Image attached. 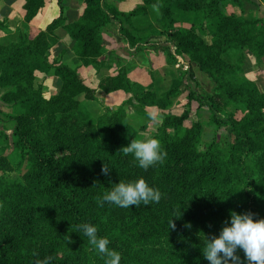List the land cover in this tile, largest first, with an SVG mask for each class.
Returning <instances> with one entry per match:
<instances>
[{
    "label": "trees",
    "instance_id": "trees-1",
    "mask_svg": "<svg viewBox=\"0 0 264 264\" xmlns=\"http://www.w3.org/2000/svg\"><path fill=\"white\" fill-rule=\"evenodd\" d=\"M56 1L60 14L45 28L18 27L13 40L0 44V99L6 106L0 122L15 123L10 134L1 132L11 151L0 155V264H37L46 258L48 264H104L78 227L84 223L109 239L121 264H209L202 254L205 242L219 234L232 211L264 218V88L244 75L247 52L263 62L264 17L226 15L227 0H143L128 13L108 0H85L81 17L66 23L65 0ZM228 1L243 7L246 0ZM148 4L159 7L164 30L133 25L132 17L146 14ZM45 5L46 0H27L25 22ZM180 12H186L190 27H176ZM109 24L131 47L157 46L171 61L167 46L148 42L152 34L167 35L176 54L198 63L213 82L211 93L200 92L192 66L185 65L182 76L157 96L131 79L133 63L101 77L98 87L105 92L124 90L130 103L163 110L186 74L192 81L183 111L165 112L154 134L167 152L164 163L147 170L120 150L138 137L125 106L93 118L80 100L94 93L83 71L49 60L62 27L75 41L81 67L109 69L118 56L104 42L103 28ZM48 72L62 80L50 97L39 80ZM204 106L215 127L210 140L204 139ZM221 129L227 131L226 141ZM23 164L22 175L12 177ZM103 164L111 169L109 176L101 173ZM139 178L161 191L159 203L98 204L120 181ZM237 254L247 264L243 252Z\"/></svg>",
    "mask_w": 264,
    "mask_h": 264
},
{
    "label": "crops",
    "instance_id": "crops-1",
    "mask_svg": "<svg viewBox=\"0 0 264 264\" xmlns=\"http://www.w3.org/2000/svg\"><path fill=\"white\" fill-rule=\"evenodd\" d=\"M27 0H0V23L8 28L6 30L0 25V44L8 43L13 40V33L18 27H22L26 22L24 19L25 10L24 5ZM108 2L123 12H131L138 5L143 4V0H108ZM85 0H65V22L69 23L78 20L84 12ZM44 8V9H43ZM39 12L38 16L31 24L33 30L36 27L45 28L51 20L60 14V8L56 0H46V5ZM148 12L146 14L134 15L132 17V23L136 28L144 29L148 27H155L157 30H164L160 22V9L156 4L147 5ZM222 10L226 15H235L240 19H255L264 17V0H246L243 7L234 4L230 1H225L222 5ZM50 14V18L45 24L39 22V17L42 15ZM179 21L176 23V27L188 28L191 26V22L186 12L179 13ZM36 20V21H35ZM36 26V27H35ZM60 40L49 51V60L63 61L74 68H80L86 75L89 85L94 88V99H87L83 94L80 96L82 103L89 109L91 107H108L110 109H116L122 105L125 106L128 121L138 130H142L148 125L144 118L153 117V111L163 114L165 112H177L182 109L184 102L187 101L189 95L190 81L187 78V74L183 78L179 91L176 95L171 97L170 105L165 109H161L158 106H146L141 107L129 102L131 97L130 93L124 90H116L112 92H105L98 87L99 80L103 75H115L119 68L123 64L133 63L134 68L130 71L129 75L131 79L145 87L153 89L157 96H161L167 89H169L174 80L180 78L182 73L185 72L183 65H191L194 71V79L198 83L199 91L203 93H211L213 89V82L211 79L202 72L200 66L196 62H191L186 55H177L175 52L176 46L172 43L167 35L152 34L148 37L150 44H161L167 46L170 50V54L173 56L171 61L166 58L165 52L157 47L152 46L147 50H138L130 46L129 41L123 39L117 32V26L115 24H109L103 28L104 42L108 50H113L117 53L115 64L109 69H101L97 74H91L85 67L80 66V60L75 54L74 47L75 41L72 40L69 33L64 29H59ZM208 43L211 42V37H205ZM248 59L246 61V68L244 75L251 80L257 82L260 87L264 88V58L262 63H258L250 52L246 53ZM44 79V92L46 97H50L59 92L62 86V80L59 76L53 72L43 74ZM5 104L0 99V109H4ZM145 109V110H144ZM102 112V111H101ZM100 111H98V114ZM178 113V112H177ZM202 121L205 127L213 130L215 129L209 119V113L206 107L200 109ZM147 116V117H143ZM154 118V117H153ZM157 121V127L161 120ZM15 123L13 121H1L0 129L12 131ZM157 131V130H156ZM213 136V135H212ZM210 137V139L212 138ZM205 139V134H204ZM206 139V140H210Z\"/></svg>",
    "mask_w": 264,
    "mask_h": 264
},
{
    "label": "clouds",
    "instance_id": "clouds-1",
    "mask_svg": "<svg viewBox=\"0 0 264 264\" xmlns=\"http://www.w3.org/2000/svg\"><path fill=\"white\" fill-rule=\"evenodd\" d=\"M125 155H132L134 162L144 170L157 164H163L167 152L163 149L161 141L156 137L132 139L127 145L120 148ZM111 169L103 164L101 173L109 176ZM162 193L158 188L148 184L144 178L135 181H120L110 191L98 198V204L103 207L104 202L114 204L121 208L139 206L141 203L148 205L151 202L159 203ZM0 207H3L0 204ZM252 212H231L230 220L223 223L218 235L207 238L202 249L204 258L209 264H244L238 251H242L247 264H264V218H254ZM83 234L88 237L89 243L94 246L98 254L105 258L104 264H121V254L110 250L107 237H98L95 225L84 223L78 226ZM176 225L171 220L170 228ZM185 227L190 228L191 224ZM70 238V237H69ZM49 258L37 261V264H48Z\"/></svg>",
    "mask_w": 264,
    "mask_h": 264
},
{
    "label": "rangeland",
    "instance_id": "rangeland-1",
    "mask_svg": "<svg viewBox=\"0 0 264 264\" xmlns=\"http://www.w3.org/2000/svg\"><path fill=\"white\" fill-rule=\"evenodd\" d=\"M45 7V6H44ZM44 9V8H43ZM42 10V9H41ZM40 10V11H41ZM39 11V12H40ZM39 12L37 13V15L31 20V22H33L34 21V19L38 16V14H39ZM50 18V14H47V15H42L41 17H39V22L40 23H42V24H45L46 23V21L48 20ZM54 19V18H53ZM52 19V20H53ZM51 20V21H52ZM36 21V20H35ZM31 22L30 23H25L21 28H23V27H33V25L31 24ZM50 23V22H49ZM48 23V24H49ZM47 24V25H48ZM46 25V26H47ZM36 27V26H35ZM40 28H42V27H36V29H40ZM61 61V60H60ZM61 62H63V61H61ZM65 63V62H64ZM114 64H115V62H113ZM67 64V63H66ZM113 64V65H114ZM80 65H81V61H80ZM70 66V65H69ZM72 67V66H71ZM183 67H184V69H186V66L185 65H183ZM85 68H87V70L88 71H90V75L91 74H98L99 73V71H96L93 67H85ZM39 80L40 81H43L44 82V79H43V74H40V76H39ZM248 78V77H247ZM248 79H250V78H248ZM251 80V79H250ZM190 83H191V85H192V81H190ZM87 99H94V93H93V97L91 96V97H86ZM186 102H184L183 103V105H181L182 106V109H180L179 111H177L178 113H181L182 111H183V109H184V104H185ZM90 112H91V114H92V116H93V118H97V116L100 114V113H102V112H104L105 110H107V109H110V108H106V107H96V108H94V107H91L90 109L87 107V106H85ZM4 110H6V106H5V108L4 109H0V111H4ZM112 110V109H111ZM145 110V109H144ZM98 111H100V113L98 114ZM102 111V112H101ZM154 113V115H153V117H149V118H144V120H146V122L148 123V125L146 126V127H144L142 130H138V128H140V126H138V128L137 127H135L136 129H137V131H138V137H137V139H141V138H145V137H153L154 136V134L157 132L156 130H157V121L156 120H161L162 119V116H161V114H159V113H157V111H153ZM172 112V111H171ZM177 112H172V113H176L177 114ZM143 117H147V116H143ZM15 125V124H14ZM14 129V128H13ZM3 131V129H0V155L1 154H9L10 153V151H11V147L10 146H8L7 145V141L5 140V138H4V136H3V134L1 133ZM9 133L11 132V131H8ZM213 130L211 129H209V127H207V129H206V132H205V139H210V137L213 135ZM220 136H221V138H222V140H224V141H226V138H227V131H225L224 129H221L220 130ZM25 164H23L21 167H18L16 170H15V172H13L12 173V177H20L21 175H22V173L24 172V170H25Z\"/></svg>",
    "mask_w": 264,
    "mask_h": 264
}]
</instances>
